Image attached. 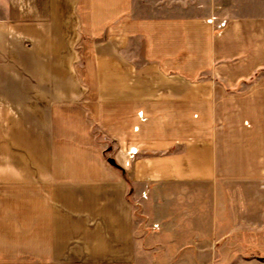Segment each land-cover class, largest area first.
Instances as JSON below:
<instances>
[{
	"label": "crops",
	"instance_id": "obj_1",
	"mask_svg": "<svg viewBox=\"0 0 264 264\" xmlns=\"http://www.w3.org/2000/svg\"><path fill=\"white\" fill-rule=\"evenodd\" d=\"M204 7L0 0V264H264L177 235L174 186L264 183V16Z\"/></svg>",
	"mask_w": 264,
	"mask_h": 264
},
{
	"label": "rangeland",
	"instance_id": "obj_2",
	"mask_svg": "<svg viewBox=\"0 0 264 264\" xmlns=\"http://www.w3.org/2000/svg\"><path fill=\"white\" fill-rule=\"evenodd\" d=\"M192 1L201 2L206 7L215 4L227 14L264 16V0H210V3L209 0ZM22 40L18 39V48L21 47ZM26 46L28 48L32 46L31 40H26ZM19 63L23 64L19 65L21 66V68L18 67L19 69H12L9 65L6 68V63H3V69L0 70V81H23L24 75L25 78H28V73L25 70L31 66L24 65L25 61ZM172 191L174 193L172 205L192 207L194 210L192 215L194 230H180L177 232L178 236L186 237L192 233L195 240H201L205 234H209L210 238L225 237L231 241V245L223 246V253L233 255L240 251L243 259L252 256L264 258V183L226 182L215 184L208 189L200 185L187 189L174 186ZM182 192L183 194H180ZM203 207H209L214 214L203 213ZM136 216L149 231L148 217L140 213L139 207L136 210ZM206 217L214 222V224L211 223V226H216L211 227L209 231L204 228ZM233 241L236 242L235 245L232 244ZM183 264L205 263L202 262L201 253L195 249L193 262L187 261ZM223 264H227V262H223Z\"/></svg>",
	"mask_w": 264,
	"mask_h": 264
},
{
	"label": "water",
	"instance_id": "obj_3",
	"mask_svg": "<svg viewBox=\"0 0 264 264\" xmlns=\"http://www.w3.org/2000/svg\"><path fill=\"white\" fill-rule=\"evenodd\" d=\"M109 162H110V163H114L113 159H109Z\"/></svg>",
	"mask_w": 264,
	"mask_h": 264
}]
</instances>
